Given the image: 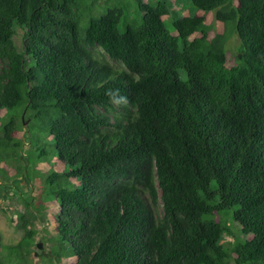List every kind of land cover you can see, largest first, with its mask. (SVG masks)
Segmentation results:
<instances>
[{
    "label": "trees",
    "instance_id": "trees-1",
    "mask_svg": "<svg viewBox=\"0 0 264 264\" xmlns=\"http://www.w3.org/2000/svg\"><path fill=\"white\" fill-rule=\"evenodd\" d=\"M136 2L0 0V178L45 189L0 264H31L48 202L45 264H264V0H191L214 35Z\"/></svg>",
    "mask_w": 264,
    "mask_h": 264
},
{
    "label": "rangeland",
    "instance_id": "rangeland-1",
    "mask_svg": "<svg viewBox=\"0 0 264 264\" xmlns=\"http://www.w3.org/2000/svg\"><path fill=\"white\" fill-rule=\"evenodd\" d=\"M96 9L103 6L105 2L107 1H118V0H96ZM126 1L130 7L136 6L138 0H123ZM143 3H154L156 0H140ZM171 3L172 9L175 11L177 17H194V16H205L206 23L209 25V27L212 29L210 35H214L222 30V26L220 24H217L213 20L212 13H203L197 9H195L191 5V0H167ZM16 26L14 25L15 29ZM239 46L240 41L238 40V37L236 34H233L227 45H226V54H227V61L226 65L227 67L235 66L239 63L241 54H239ZM239 54V60L238 59ZM105 60H107L111 65H113L115 68L121 67L120 64L113 62L112 60H109L107 57H104ZM237 61V62H236ZM236 62V63H235ZM28 123L25 122L23 126V130L20 131L16 137L22 138L23 142L21 143L20 147L18 148V161H14V164H17L21 168L24 166V163H26V156H27V150L29 149V145H26V127ZM44 150L46 151L48 158L52 159L54 158L56 160V157H52L54 153L53 144H47L44 146ZM29 160V164H30ZM54 161V160H53ZM46 166H44V163L38 164L37 169L41 171H46L49 167L45 163ZM57 167V166H56ZM4 169H6V176L9 177L10 181L5 183L0 178V236H1V242H0V251H2V256L4 259L6 256V251L4 248V245H15L18 243V241L21 238L22 232L17 227V217H13L16 211L23 212L24 211V203L26 202V199L28 198V193L30 188H32V195L34 198L33 204L37 202L38 195L41 193V191H44L45 189H42V185L37 180L34 181V185H28L25 179H17L12 180V178L16 175L15 170L10 167V165H4ZM78 186V184L74 185L73 187ZM44 209H42V217L39 218L35 223L34 227L37 231V236L35 238L36 243H42L43 249L45 252L48 251L50 248V243L48 241H54L56 239L55 234L53 233V222L54 217L58 213V208L55 206L54 202L50 203L48 202L46 204ZM236 235V234H235ZM233 240L232 238L230 239ZM49 252V251H48ZM29 263L34 264L35 259L34 257L28 258ZM7 264H22L17 263L16 260L13 258V261H5ZM41 262V261H40ZM39 263V262H38ZM72 259H67L65 257L61 258L59 264H72ZM41 264H45L44 262ZM57 264V263H56Z\"/></svg>",
    "mask_w": 264,
    "mask_h": 264
},
{
    "label": "flooded vegetation",
    "instance_id": "flooded-vegetation-1",
    "mask_svg": "<svg viewBox=\"0 0 264 264\" xmlns=\"http://www.w3.org/2000/svg\"><path fill=\"white\" fill-rule=\"evenodd\" d=\"M43 250H38V251H36V252L33 253V257L35 259V263L34 264H41V262L43 260V257L41 256V253H42ZM46 253H48V252H46Z\"/></svg>",
    "mask_w": 264,
    "mask_h": 264
},
{
    "label": "water",
    "instance_id": "water-1",
    "mask_svg": "<svg viewBox=\"0 0 264 264\" xmlns=\"http://www.w3.org/2000/svg\"><path fill=\"white\" fill-rule=\"evenodd\" d=\"M36 248H37V250H42L43 249L42 243H37ZM41 256L46 258L47 256H50V254L42 251Z\"/></svg>",
    "mask_w": 264,
    "mask_h": 264
},
{
    "label": "bare ground",
    "instance_id": "bare-ground-1",
    "mask_svg": "<svg viewBox=\"0 0 264 264\" xmlns=\"http://www.w3.org/2000/svg\"><path fill=\"white\" fill-rule=\"evenodd\" d=\"M43 250V249H42ZM44 251V250H43ZM45 252V251H44ZM43 257V256H42ZM47 257H49V256H47ZM44 258V257H43Z\"/></svg>",
    "mask_w": 264,
    "mask_h": 264
}]
</instances>
